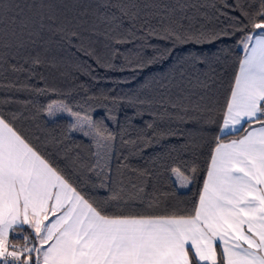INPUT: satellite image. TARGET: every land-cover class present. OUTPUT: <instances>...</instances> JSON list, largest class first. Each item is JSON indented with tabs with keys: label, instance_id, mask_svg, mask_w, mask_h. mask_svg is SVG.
<instances>
[{
	"label": "snow or ice",
	"instance_id": "1",
	"mask_svg": "<svg viewBox=\"0 0 264 264\" xmlns=\"http://www.w3.org/2000/svg\"><path fill=\"white\" fill-rule=\"evenodd\" d=\"M217 3L211 4L214 15L209 16L200 11L209 5L198 0H0V73L31 77L38 68L55 67V56L49 54L65 46L110 68L122 54L113 45L132 43L138 47L134 70L141 71L165 52L171 55L167 46L161 51L153 40L174 48L240 32L243 52L218 109L202 107L203 96L189 104L183 99L190 96L173 100L163 93L160 99L104 97L133 108L120 133L132 155L156 137L176 135L158 128L157 122L198 121L205 112L220 116V135L191 207L169 205V194L146 192V182L130 178L125 185L122 169L138 177L147 171L121 163L113 173L116 135L65 102L48 103L43 114L52 122L67 114L73 121L70 131L91 142L93 159L77 154L74 163L83 169L85 183L94 176L93 183L106 189L103 198L71 182L0 113V264H264V0ZM237 12L239 16L231 14ZM221 17L230 23L218 30L206 27ZM101 38L110 42L103 46L111 52L103 60L94 47ZM147 49L152 55L145 54ZM125 61L132 64L127 55ZM197 86L209 88L205 81L198 80ZM0 87L30 90L12 82ZM145 114L152 117L146 124L149 131L133 139L132 120ZM107 118H115L110 110ZM52 145L59 150L63 141L53 140ZM188 172L171 168L180 188L193 183L198 169L193 165Z\"/></svg>",
	"mask_w": 264,
	"mask_h": 264
},
{
	"label": "trees",
	"instance_id": "2",
	"mask_svg": "<svg viewBox=\"0 0 264 264\" xmlns=\"http://www.w3.org/2000/svg\"><path fill=\"white\" fill-rule=\"evenodd\" d=\"M198 2L209 5L200 9L202 13L214 15L211 4L217 3V0ZM228 2L231 3L232 0ZM217 7L222 8V4L217 3ZM231 14L239 16L238 12ZM228 23L230 21L226 17H221L219 21L212 19L206 27L218 30ZM246 31L252 30L249 28ZM241 35L242 33L236 32L213 42L187 43L174 48L165 41L153 40L152 43L159 46L161 51L167 46L171 55L165 52L159 62L145 66L142 71L134 70L138 47L132 43L113 45L121 49L122 54L112 60L113 67L110 68L96 63L93 56L85 55L83 51L65 46V49H56L49 54L50 57L55 56V67L38 68L31 77L26 73H13L10 70L0 73V85L12 82L17 87L26 84L30 89L17 91L0 87V113L30 143L48 154L71 182L80 186L86 194L103 198L108 194L106 189L93 183L94 176L85 183L83 169L74 163L77 154L85 160L93 159L90 155L94 151L90 146L91 142L81 134L70 131V124L73 122L70 116L64 114L56 122H52L43 114L48 103L65 102L74 111L87 113L95 122L106 125L116 135L110 160L113 173L121 163L147 171V176L138 177L135 172L122 169L125 185L129 184L130 178L138 184L146 182V192L155 191L157 195L168 193L166 202L169 205L191 207L198 200V193L202 189L215 137L220 135V116L205 112L198 121L157 122L158 128L170 129L176 135L156 137L151 144L132 155L129 147L122 144L120 133L122 126L132 117L133 108L127 103L112 104L104 97L134 98L139 95L160 99L163 93L173 100L190 96V100L183 99L185 104H189L203 96L204 100L200 101L202 107L218 109L228 94L235 72L238 71V61L242 57L239 50ZM104 43L110 42L101 38V43L94 46L102 60L111 55L110 49L104 48ZM145 54L152 55V49H147ZM125 55L132 60L131 65L126 63ZM198 80L207 82L209 88L198 87ZM162 84H169V87L161 89ZM109 110L114 119L107 118ZM13 115L17 118L13 119ZM210 115H214V119H209ZM151 120L152 117L147 114L132 120L131 137L134 139L137 134L148 132L146 124ZM53 140L63 141L59 150L53 147ZM125 157L128 158L127 161L124 160ZM193 165L198 169L196 178L188 188L179 190L174 183L171 168L178 166L185 174L190 175L188 170Z\"/></svg>",
	"mask_w": 264,
	"mask_h": 264
},
{
	"label": "rangeland",
	"instance_id": "3",
	"mask_svg": "<svg viewBox=\"0 0 264 264\" xmlns=\"http://www.w3.org/2000/svg\"><path fill=\"white\" fill-rule=\"evenodd\" d=\"M239 50H240V52H241V54L243 55V52H242V48L239 46ZM65 115H67V114H65ZM71 118V117H70ZM72 119V118H71ZM78 134H80L79 132H77ZM173 176V175H172ZM173 180L175 181V177L173 176ZM177 185V188L179 189V190H185L186 188H180L179 186H178V184H176Z\"/></svg>",
	"mask_w": 264,
	"mask_h": 264
}]
</instances>
